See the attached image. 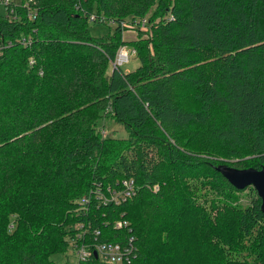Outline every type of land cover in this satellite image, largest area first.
Masks as SVG:
<instances>
[{"label": "trees", "instance_id": "trees-1", "mask_svg": "<svg viewBox=\"0 0 264 264\" xmlns=\"http://www.w3.org/2000/svg\"><path fill=\"white\" fill-rule=\"evenodd\" d=\"M152 6V52L138 45L133 70L112 67L119 22ZM91 13L114 28L92 35ZM103 115L125 136H102ZM219 164L264 167V0L10 1L0 15V264H109L52 259L77 222L104 240L130 237L123 264H264L260 198L248 186L236 203L243 190ZM122 179L134 183L125 200L91 197Z\"/></svg>", "mask_w": 264, "mask_h": 264}, {"label": "built area", "instance_id": "built-area-1", "mask_svg": "<svg viewBox=\"0 0 264 264\" xmlns=\"http://www.w3.org/2000/svg\"><path fill=\"white\" fill-rule=\"evenodd\" d=\"M11 0H0L4 5V9L10 5ZM35 15V9L28 7L26 16L32 18ZM89 20H96L100 23H110L113 21L107 20L104 16L89 15ZM140 21L144 25L147 19L143 16ZM120 27L123 21L119 22ZM135 54V50L130 48L127 50L126 45H119L115 51L114 58L111 60L112 67L121 66L128 61L129 56ZM134 193V183L131 179H122L116 185H107L104 190L95 188L91 197H93L100 204L114 203L125 200ZM90 201V196L82 197L77 202L80 204L79 208L86 210V205ZM125 227V223L121 221H114L113 227ZM9 228L11 225L9 224ZM101 232L98 227H93L89 222H77L74 225L73 233L67 238V250L76 256L74 262H84L90 258L96 259L100 262L109 264H123L130 260L133 256V244L130 237L118 239V241H108L101 238Z\"/></svg>", "mask_w": 264, "mask_h": 264}, {"label": "rangeland", "instance_id": "rangeland-1", "mask_svg": "<svg viewBox=\"0 0 264 264\" xmlns=\"http://www.w3.org/2000/svg\"><path fill=\"white\" fill-rule=\"evenodd\" d=\"M154 11H155L154 7L152 6L144 15L145 19L151 17ZM3 13H4V5L0 3V15ZM92 14L95 15L94 13H91L90 15ZM140 19L141 18L139 19L125 18V20H123V25L120 27V31H119L120 41H121L120 44L126 45L127 50H130V48L136 50L135 48L138 45H144V47H147L149 50L152 49L151 42H149L150 29L148 23L146 22L143 25ZM154 20H158V17H155ZM88 21H89V31L92 35H101L105 33L108 29H109L108 31H111L115 26L113 22L107 23L108 21L104 23H93L91 20H89V17H88ZM138 63L139 61L137 59V56L135 54H132L129 56L128 61L124 62L120 66V68L123 71H131L138 65ZM96 126L99 128V133L102 136L121 137V138L125 136V131L122 129V127L116 124L108 115H103L102 117L97 119ZM240 190L243 191H238L234 193L235 195H237L236 203L243 205L248 201V198L250 197V195L252 196V194L251 192H248L247 189L245 188ZM235 258L239 259L238 257ZM52 259L54 261L66 260L68 262H74L76 260V256L67 250L64 254L53 255Z\"/></svg>", "mask_w": 264, "mask_h": 264}, {"label": "water", "instance_id": "water-1", "mask_svg": "<svg viewBox=\"0 0 264 264\" xmlns=\"http://www.w3.org/2000/svg\"><path fill=\"white\" fill-rule=\"evenodd\" d=\"M215 169L234 189L252 187L260 198V207H264V167L259 169L253 167L235 168L226 164H219Z\"/></svg>", "mask_w": 264, "mask_h": 264}]
</instances>
